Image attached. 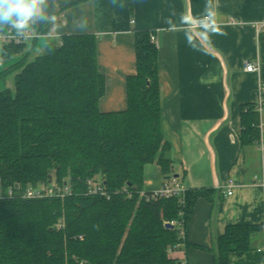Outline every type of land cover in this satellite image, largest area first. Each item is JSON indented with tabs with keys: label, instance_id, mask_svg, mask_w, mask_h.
Here are the masks:
<instances>
[{
	"label": "trees",
	"instance_id": "obj_1",
	"mask_svg": "<svg viewBox=\"0 0 264 264\" xmlns=\"http://www.w3.org/2000/svg\"><path fill=\"white\" fill-rule=\"evenodd\" d=\"M151 35L135 32L136 73L125 79L126 108L106 113L99 110L105 79L95 36L48 38L32 60L33 42L0 45V67L16 58L0 71L1 187L24 189L51 176L71 189L63 198L0 200V264H180L169 257L182 243L177 227L164 223L182 222L186 231L196 202H213L217 191L188 189L154 198L143 188L147 165H158L164 181L174 175L160 127ZM10 77L12 89L4 86ZM255 109V103L241 106V146L258 141ZM89 180L104 195L88 194ZM255 234L264 235V227L227 225L214 239V264H231L230 254L252 251Z\"/></svg>",
	"mask_w": 264,
	"mask_h": 264
},
{
	"label": "crops",
	"instance_id": "obj_2",
	"mask_svg": "<svg viewBox=\"0 0 264 264\" xmlns=\"http://www.w3.org/2000/svg\"><path fill=\"white\" fill-rule=\"evenodd\" d=\"M54 22H36L32 60L48 38L96 37L97 65L105 79L101 112L126 108L125 79L136 73L134 34L149 31L157 48L161 131L170 145L171 170L184 190L211 188L213 202L199 199L185 243L169 257L180 264H214L215 237L227 225L264 227V186L254 176L264 157L256 145H240L241 106L255 103L264 87V0H47ZM12 58L0 71L15 62ZM258 65L246 72L244 63ZM13 88V78L6 80ZM264 137V110L258 114ZM174 179V176H172ZM164 179L156 164L144 168L143 188L156 191ZM231 190V195H226ZM253 250L231 264H264L263 234Z\"/></svg>",
	"mask_w": 264,
	"mask_h": 264
},
{
	"label": "built area",
	"instance_id": "obj_3",
	"mask_svg": "<svg viewBox=\"0 0 264 264\" xmlns=\"http://www.w3.org/2000/svg\"><path fill=\"white\" fill-rule=\"evenodd\" d=\"M259 30L264 28V20L261 22L260 25H258ZM38 37H41L39 33H32V31L30 30L27 33V36L25 38H21L19 36H17L16 34L9 32V31H4V32H0V45H5V44H9V43H13V44H20L23 41H28V40H32V39H37ZM150 40L155 44V39L154 36L151 35L150 36ZM60 44V43H59ZM258 65H255L253 63H249V62H245L244 63V70L246 72H255L257 71ZM256 96V100H255V106H256V111L257 113H261L264 110V87L260 86L257 90V95ZM258 128V133H259V137H258V141L256 142V147L258 152L260 153V155L262 157H264V137L261 136L260 132H261V124L258 123L257 125ZM261 185L264 186V165L262 164L261 167V171L258 175L254 176V182H257ZM162 186L160 187V189L156 190V191H152L153 194L152 196L154 198L156 197H170V196H181L183 195L184 189H182L179 185V183L177 182V180L174 178L169 179L168 181H164L162 182ZM87 187H88V194H101L104 195L103 192V188L98 185V183H96L95 181L89 180L87 181ZM70 184L68 181L64 182L62 185H58L53 183L52 179L51 182H47V183H39L36 186H28L24 189H21L20 186L18 184H15L13 188H9L6 190H3L0 184V200L7 198V199H11L15 196L21 198V199H41V198H48V197H56V198H63L66 195L70 194ZM231 190L227 191L226 195H231ZM143 193H141L142 195ZM168 222H165L164 224H166ZM170 224L172 226L177 227V231H178V235L180 238V240L185 241L186 237V231L185 228L182 224V222H176V221H172L170 222ZM57 228L62 227V223L58 222L57 223ZM179 244L178 248H180L181 246H183V244ZM177 248V249H178ZM260 250L264 251V247L260 248ZM175 250H169V253L173 252Z\"/></svg>",
	"mask_w": 264,
	"mask_h": 264
},
{
	"label": "clouds",
	"instance_id": "obj_4",
	"mask_svg": "<svg viewBox=\"0 0 264 264\" xmlns=\"http://www.w3.org/2000/svg\"><path fill=\"white\" fill-rule=\"evenodd\" d=\"M46 10L47 0H0V32L7 30L25 38L38 20L55 21Z\"/></svg>",
	"mask_w": 264,
	"mask_h": 264
},
{
	"label": "water",
	"instance_id": "obj_5",
	"mask_svg": "<svg viewBox=\"0 0 264 264\" xmlns=\"http://www.w3.org/2000/svg\"><path fill=\"white\" fill-rule=\"evenodd\" d=\"M173 176H174V178H177V175L176 174L173 175ZM48 182L49 183L51 182V176L48 177ZM164 227L171 229L173 226L170 223H166V224H164Z\"/></svg>",
	"mask_w": 264,
	"mask_h": 264
},
{
	"label": "rangeland",
	"instance_id": "obj_6",
	"mask_svg": "<svg viewBox=\"0 0 264 264\" xmlns=\"http://www.w3.org/2000/svg\"><path fill=\"white\" fill-rule=\"evenodd\" d=\"M43 43H44V41H42V42L40 43V45L43 44ZM0 87H2L1 83H0Z\"/></svg>",
	"mask_w": 264,
	"mask_h": 264
}]
</instances>
